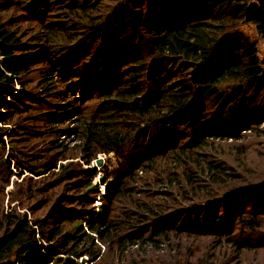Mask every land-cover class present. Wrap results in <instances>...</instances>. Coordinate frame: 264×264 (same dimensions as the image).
I'll list each match as a JSON object with an SVG mask.
<instances>
[{"label":"trees","instance_id":"1","mask_svg":"<svg viewBox=\"0 0 264 264\" xmlns=\"http://www.w3.org/2000/svg\"><path fill=\"white\" fill-rule=\"evenodd\" d=\"M27 1L28 11L35 4L41 9L34 20L50 12L65 19L56 22V29L42 35L37 31L35 46L16 22L0 18V194L10 184L14 165L34 174H55L53 181L36 189L44 199L37 200L39 207L33 211L55 202L44 216L31 218L15 206L5 211L0 198V264H81L84 257L101 261L105 244L116 247L113 264H121L126 257L124 239L137 247L128 255L129 264H152L147 253L134 255L143 247L158 250L174 235L209 238L213 251L204 253L207 262L195 261L197 255H191L193 260L180 255L158 264H219L221 252L229 246L237 256L225 264H243L246 250H263L264 179L234 183L222 195L188 206L178 204L174 191L159 193L161 200H155L154 194L137 198L126 210L129 221L138 217L147 224L120 235L121 227L111 218L115 203L135 181L132 170L103 174L102 198L108 206L95 213L91 194L99 193L93 183L99 173L96 167L62 163L69 157L58 151L63 144L57 137L47 141L49 157L38 148L26 149L29 145L23 150L19 144L45 139L48 132L58 136L63 129L52 128L78 116L73 104L66 103L55 107L54 113L47 112L50 105L31 86L35 77L29 75L39 70L35 84L40 94L54 93L53 60H59L62 77L76 79L70 85L85 89L83 94L92 93L86 100L94 97L95 90L107 96L108 107L100 117H91L80 132L73 131L81 135V160L87 166L100 153L121 154L157 134L149 144L154 154L147 155L155 170L160 162L155 155L178 150L176 141L185 139L186 132L192 134V143L202 146L209 138H239L243 129L259 128L264 124V57L259 42L240 27L252 24L264 38V0ZM39 63L44 65L37 68ZM58 95L62 98V93ZM37 118L43 129L24 124ZM158 133L170 135L173 141L156 144L162 137ZM34 152L37 157L27 155ZM178 162L177 156L166 157L162 173L180 176L181 167L187 176L184 182L194 189L197 170L185 160L171 171L169 165ZM230 162L207 160L200 169L205 181L208 177L218 183L221 176L234 182L241 179ZM66 181L64 194L56 197L52 190ZM76 186L88 193L68 195ZM35 187L29 179L20 198H30ZM245 234L258 237L241 239ZM260 255L264 260V253Z\"/></svg>","mask_w":264,"mask_h":264},{"label":"rangeland","instance_id":"2","mask_svg":"<svg viewBox=\"0 0 264 264\" xmlns=\"http://www.w3.org/2000/svg\"><path fill=\"white\" fill-rule=\"evenodd\" d=\"M25 1L28 2L27 0H0V18L16 22V25H19V29L22 31V33L24 35H27L25 37L30 39L31 41H34V45L37 46L36 43H38L39 40H34L37 35V31H39V34L42 35L48 30H51L53 28L56 29L58 28L56 24L61 23L58 20L64 21L63 19L65 18L61 15L59 17V14L50 12V15H48L47 17H45L44 15L42 18L36 17L37 19L34 20V15L40 14L41 9L38 10L35 7L37 4H35L31 7L28 6V11L25 8ZM240 28L250 37L259 42L260 55L261 57H264V38H262L257 33L255 26L252 24H244L241 25ZM58 61L55 62V60H53L52 62H54V64L52 65V67H50L51 74L54 79V87H56L54 93L51 96L41 95V91H39L41 88H38V84H35L38 83L37 81L39 79V70L29 75L30 78L35 77L34 82L33 84H31V86L35 85V93H37L39 96H42L46 103L50 105L49 109H47V112L54 113L55 107L66 103L73 104L72 107L76 109V111L74 110V113L78 112V116L77 114H75L76 116H74L72 119L67 120L65 123L59 124L52 128L56 130L63 129L60 135L51 136V133L48 132L46 134H48L49 137L45 139L32 140L28 143L20 142L19 147L21 148L25 145H29L26 149L29 150L31 147H35V149L38 148L44 152V156L47 155L49 157L52 154L49 152V148H47V150L45 149L47 147V141H49L51 137H57L58 141L63 144V146L59 148L58 151H61L63 154L69 157L67 160H61L62 163L71 161L76 164L80 163L84 167H96L99 173L95 177L93 183L94 185L98 184L97 189L99 190V193L97 194L96 192H93L91 194L94 196L93 198L95 200V204L92 206V208L94 207L93 209L95 210V213H98L101 208H106L108 206V204L102 198L105 186L100 185V181L103 174L108 176L109 174H122L123 172L132 170V176H136L135 181H130V183H128V190L125 194V197L121 199L122 201L115 203V205L117 206L115 211L113 212V217L111 218L115 219L116 224L119 228L121 227L122 230L120 232V235H123L132 229L134 230L135 225H140V227H142L147 224L142 223V219H139L138 217L131 218V221H129L130 213H128L126 210L130 208V206H128L129 203L133 202L137 198L147 196L148 194H154L155 200H161V198L158 196L159 193H163L164 191H174V196H176L178 204L180 206H188L192 203L202 202L222 195L225 191H227V188L234 183L242 184L247 182H256L264 179V124H262L259 128H251L250 130L243 129L239 138H209L207 142L203 144L204 146H199L198 143H192V134L186 132L185 139L177 140L176 138H174V140H177L176 143H178L179 146V148H177L178 150L172 149L167 155L157 157L155 155V160L160 161L158 166H155V170L152 167V163L147 161V155L154 154L153 148H151L149 144H152L151 141L155 139V136L157 134L152 135L151 139L148 141H140L139 143L134 144L130 148L125 149L121 154L113 152L109 154L100 153L98 155V159L101 158L102 163L99 166L96 165V160L88 166L86 164H82L83 161L81 160V153L84 147L83 140L79 133H73V131L80 132L82 123L88 121L91 117H100L101 112L105 111V109L108 107V100L107 96H102V94L99 93L100 91L98 90H95L93 94L94 97L91 98V100H86L89 96H92V93L83 94V91L85 89L79 87L78 85H70L72 82H76V79H73L71 80L72 82H70L62 77L61 73L58 72V69L61 68V66H58ZM42 65H44V63H39L37 65V68H40ZM104 83L108 84V81ZM59 92L62 93V98L59 97ZM39 117L41 119L46 118L42 117V115H40ZM226 117L229 120L231 114L226 115ZM24 124L27 127L29 125L28 128L39 125L40 129H43V124H38V118L36 120L25 121ZM50 126L53 127V125ZM232 126L236 127L233 124ZM68 129H70V131H68ZM161 136V138L155 140V143L158 145L159 143L166 144L173 141L171 140L170 135L163 134ZM31 143L34 144L32 145ZM7 144L8 146H12V144L8 143V140ZM21 149L24 150L25 148ZM64 149L66 150L64 151ZM27 155L31 157H37V154L35 152L34 154ZM168 156H177L181 163L186 160L190 163L191 167H194V171L197 170L194 173V178L197 180L195 183H193V186L195 187L194 189H192L189 184L186 185V183L184 182V180H187V176L186 172L183 171L181 167L179 168V170L181 171L180 176L176 174L170 177L166 173H162L163 169L161 168V165L164 163L166 157ZM207 160H216L219 162L231 161L230 163H232L233 166L237 169L236 171L241 174V179H238L236 182H234L229 181V177L221 176L218 183H213L211 178L207 177L206 182L205 176L200 169L202 166H205ZM43 161L44 160H41L40 162ZM30 163L33 164L34 161L30 160ZM181 163L178 162L170 164V170L175 171L177 164ZM139 164H142L143 166L137 168ZM11 169L14 175L10 178V184L4 186L3 191L0 194V198L3 199L5 211L11 210L15 206L19 211L27 213L31 218L42 215L44 216L48 209L51 208V206L54 204L55 200H52L47 206L40 208V210L33 211V208L36 209L39 207V203L37 202V200L44 199L42 193L37 191L36 189L41 187L42 183L53 181L55 179V174L43 173L42 171H40L41 173L38 172V174H34L29 170H24L23 168L18 166L15 167L14 165L11 166ZM57 170L58 169H56L55 171ZM29 179H33V183H36V187L34 188L35 193H33L30 198H20L24 194L25 185L29 182ZM66 183L67 181L56 186L54 190H52L55 191L56 197L64 194V185ZM67 185L68 187H70V189L73 188V186H69V184ZM74 189L76 190L70 191L68 195L75 197L76 195L79 196L88 193V191H85V189L79 188L77 186ZM257 237L253 234L241 235V239L246 240H256ZM124 240L126 257L121 264H129V259H131V257L128 255L131 254V252L137 247H132L127 239ZM213 244L214 243L211 242L209 238H177L174 235L171 242L162 244L160 249L154 250L149 247H143L139 249V251L134 256L144 257V255L147 253L149 256V262L152 264H158L163 263L165 260L169 259H179L180 255L184 256L185 260H193L191 255H197L195 261L200 262L202 260L206 261L205 254L207 251L210 250L209 253H212L213 250L211 249L213 247ZM115 250L116 247L111 248V245L105 244L102 246L101 256H104L101 258V261H97L98 259L96 261H90L87 257H84L86 258L85 261L82 262L81 260L80 263L113 264V254ZM246 251L247 252L242 261L243 264H264L263 257L262 255H260V252L264 253V249ZM236 256V251L229 246L227 250L225 248L221 252L219 257V264H225L228 261H232L231 258H235ZM238 264H240V262Z\"/></svg>","mask_w":264,"mask_h":264},{"label":"water","instance_id":"3","mask_svg":"<svg viewBox=\"0 0 264 264\" xmlns=\"http://www.w3.org/2000/svg\"><path fill=\"white\" fill-rule=\"evenodd\" d=\"M101 163H102V159H101V158H99V159L96 160V165H97V166L101 165ZM85 259H86V258H83V259H82V262H84Z\"/></svg>","mask_w":264,"mask_h":264},{"label":"built area","instance_id":"4","mask_svg":"<svg viewBox=\"0 0 264 264\" xmlns=\"http://www.w3.org/2000/svg\"><path fill=\"white\" fill-rule=\"evenodd\" d=\"M264 45V44H263Z\"/></svg>","mask_w":264,"mask_h":264}]
</instances>
